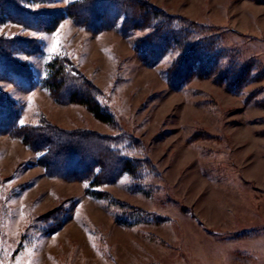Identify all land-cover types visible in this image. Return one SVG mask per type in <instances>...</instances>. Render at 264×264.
<instances>
[{
  "label": "rangeland",
  "instance_id": "rangeland-1",
  "mask_svg": "<svg viewBox=\"0 0 264 264\" xmlns=\"http://www.w3.org/2000/svg\"><path fill=\"white\" fill-rule=\"evenodd\" d=\"M75 1L25 7L57 11ZM143 1L200 26L191 42L218 37L224 70L243 80L232 88L214 74L174 90L166 71L178 51L144 66L135 44L151 30L124 37L121 22L99 34L69 18L51 32L0 23V40L39 43V54L15 56L35 80L64 57L114 119L104 124L46 89L0 80L23 124L118 137L122 156L148 163L137 178L90 188L49 176L38 154L0 135V264H264V0Z\"/></svg>",
  "mask_w": 264,
  "mask_h": 264
},
{
  "label": "trees",
  "instance_id": "trees-1",
  "mask_svg": "<svg viewBox=\"0 0 264 264\" xmlns=\"http://www.w3.org/2000/svg\"><path fill=\"white\" fill-rule=\"evenodd\" d=\"M53 0H0V23H13L26 29L51 32L66 18L92 34L114 29L121 22V33L128 37L138 30L151 32L135 44L142 64L155 67L170 51H178L172 66L167 69L170 88L176 90L194 77L217 74L232 88L242 77L230 79L232 70L223 59L227 49L221 48L214 35L194 40L200 26L185 24L177 17L154 9L143 0H77L67 8L57 11H31L25 7ZM39 43L29 40H0V80L16 88L31 92L38 87L46 89L60 104L85 106L93 117L113 125L112 115L98 102L95 89L72 68L64 57H55L46 64V77L35 80L26 63L15 59L17 54H39ZM222 73V75H220ZM20 107L8 96L0 94V135L20 139L39 155L38 163L49 176L66 181L85 182L90 188L117 182L123 174L137 178L145 161H135L122 156L116 145L118 137L100 136L89 131H65L41 121L37 125L20 123ZM89 194L100 197L97 191Z\"/></svg>",
  "mask_w": 264,
  "mask_h": 264
},
{
  "label": "snow or ice",
  "instance_id": "snow-or-ice-1",
  "mask_svg": "<svg viewBox=\"0 0 264 264\" xmlns=\"http://www.w3.org/2000/svg\"><path fill=\"white\" fill-rule=\"evenodd\" d=\"M56 43L54 44V49H58L60 47V42H59V33L56 34ZM21 124H23V121H20Z\"/></svg>",
  "mask_w": 264,
  "mask_h": 264
}]
</instances>
